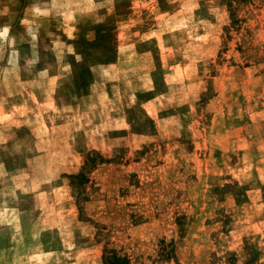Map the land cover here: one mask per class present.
<instances>
[{
    "label": "rangeland",
    "instance_id": "rangeland-1",
    "mask_svg": "<svg viewBox=\"0 0 264 264\" xmlns=\"http://www.w3.org/2000/svg\"><path fill=\"white\" fill-rule=\"evenodd\" d=\"M107 249L264 264V0H0V264Z\"/></svg>",
    "mask_w": 264,
    "mask_h": 264
},
{
    "label": "trees",
    "instance_id": "trees-1",
    "mask_svg": "<svg viewBox=\"0 0 264 264\" xmlns=\"http://www.w3.org/2000/svg\"><path fill=\"white\" fill-rule=\"evenodd\" d=\"M82 83V82H81ZM77 178H82V175H78ZM103 262L104 264H127V260L125 258L117 256L111 250H104L103 254Z\"/></svg>",
    "mask_w": 264,
    "mask_h": 264
}]
</instances>
